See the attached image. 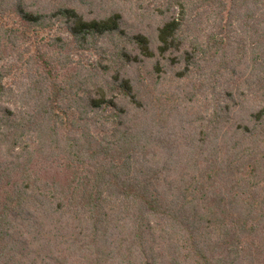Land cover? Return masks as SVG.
<instances>
[{"label":"trees","instance_id":"16d2710c","mask_svg":"<svg viewBox=\"0 0 264 264\" xmlns=\"http://www.w3.org/2000/svg\"><path fill=\"white\" fill-rule=\"evenodd\" d=\"M0 264H264V0H0Z\"/></svg>","mask_w":264,"mask_h":264},{"label":"rangeland","instance_id":"374dc122","mask_svg":"<svg viewBox=\"0 0 264 264\" xmlns=\"http://www.w3.org/2000/svg\"><path fill=\"white\" fill-rule=\"evenodd\" d=\"M24 78V77H23Z\"/></svg>","mask_w":264,"mask_h":264}]
</instances>
